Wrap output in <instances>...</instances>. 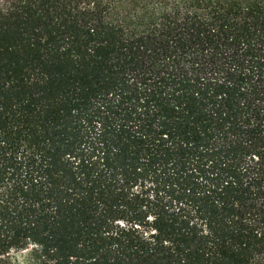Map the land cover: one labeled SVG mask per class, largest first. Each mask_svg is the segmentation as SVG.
<instances>
[{
  "label": "trees",
  "instance_id": "1",
  "mask_svg": "<svg viewBox=\"0 0 264 264\" xmlns=\"http://www.w3.org/2000/svg\"><path fill=\"white\" fill-rule=\"evenodd\" d=\"M0 264H264V0H0Z\"/></svg>",
  "mask_w": 264,
  "mask_h": 264
},
{
  "label": "rangeland",
  "instance_id": "2",
  "mask_svg": "<svg viewBox=\"0 0 264 264\" xmlns=\"http://www.w3.org/2000/svg\"><path fill=\"white\" fill-rule=\"evenodd\" d=\"M13 255L16 256L17 258L21 259L24 256V251L13 253Z\"/></svg>",
  "mask_w": 264,
  "mask_h": 264
}]
</instances>
